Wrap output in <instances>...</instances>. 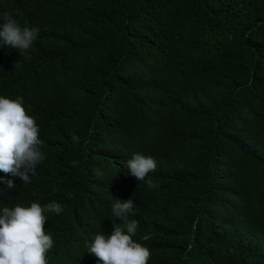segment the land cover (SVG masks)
Listing matches in <instances>:
<instances>
[{
	"label": "trees",
	"instance_id": "16d2710c",
	"mask_svg": "<svg viewBox=\"0 0 264 264\" xmlns=\"http://www.w3.org/2000/svg\"><path fill=\"white\" fill-rule=\"evenodd\" d=\"M4 12L39 30L24 52L0 47V96L23 98L45 158L30 183L0 171V213L62 205L44 213L48 264H100L85 245L129 198L148 264H264V0H0ZM137 152L157 163L145 181L125 166Z\"/></svg>",
	"mask_w": 264,
	"mask_h": 264
},
{
	"label": "clouds",
	"instance_id": "9594fccd",
	"mask_svg": "<svg viewBox=\"0 0 264 264\" xmlns=\"http://www.w3.org/2000/svg\"><path fill=\"white\" fill-rule=\"evenodd\" d=\"M0 23V47H9L24 52L30 49L37 39L38 29L21 27L8 12H4ZM74 142L78 137L73 134ZM39 125L36 118L28 114L23 98L15 99L0 96V171L19 177L30 183L38 164L44 160L40 150ZM128 174L137 181H145L150 172L157 167L152 156L134 153L125 162ZM149 188L158 185L151 179L146 181ZM13 188L12 180L6 181ZM134 201L115 199L113 222L109 235L96 234L87 252L94 255L100 264H148L151 257L149 248L133 239L137 233L138 221L129 219L133 214ZM62 205L52 201L41 206L33 202L30 206L16 205L4 207L0 213V264H48L47 253L54 241L44 228L47 217L45 212L61 214Z\"/></svg>",
	"mask_w": 264,
	"mask_h": 264
}]
</instances>
